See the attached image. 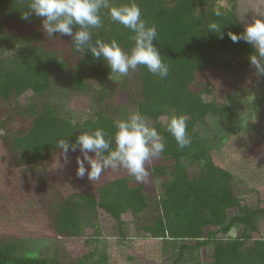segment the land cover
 I'll return each mask as SVG.
<instances>
[{
  "label": "trees",
  "instance_id": "trees-1",
  "mask_svg": "<svg viewBox=\"0 0 264 264\" xmlns=\"http://www.w3.org/2000/svg\"><path fill=\"white\" fill-rule=\"evenodd\" d=\"M236 7L237 0H0V103L8 112L0 119V140L16 164L28 172L44 159L90 146L101 163L131 158L144 167L63 197L50 195L49 183L41 182L34 196L56 234L52 239H79L86 249L62 260L55 253L22 255L25 237H0V264H110L115 254L135 259L138 250L124 247L125 213L140 241H156L154 252L165 256V242L177 243L171 264L208 246L211 259L193 264H264V238L253 235L264 219V200L241 203L231 171L215 162L198 130L209 116L234 117L228 103L202 98L194 87L198 74L220 67L223 56L225 63L239 59L264 69V46ZM10 22L33 28L16 35L6 29ZM37 24H47L49 38L68 41L72 64L49 47ZM118 71L124 72L121 88L130 75L136 82L124 106L111 104L108 88ZM62 77L71 92L90 97L92 107L79 118L46 101ZM26 91L32 97L20 107L16 100ZM14 113L30 119L26 127H16ZM155 178H161L158 191ZM103 215L116 234L103 235Z\"/></svg>",
  "mask_w": 264,
  "mask_h": 264
},
{
  "label": "rangeland",
  "instance_id": "rangeland-1",
  "mask_svg": "<svg viewBox=\"0 0 264 264\" xmlns=\"http://www.w3.org/2000/svg\"><path fill=\"white\" fill-rule=\"evenodd\" d=\"M220 4L226 6V1ZM237 11L245 28L256 44L264 46V0H237ZM33 26L17 22L6 25L7 31L16 35L26 34ZM46 25L35 26L38 33L48 40L49 47L61 51V57L70 59L68 55L69 43L59 34L55 39L47 36ZM228 56H223L220 67L206 69L197 75L195 88L205 100L215 99L218 103H228L234 111L232 120L209 116L206 124L200 125L198 130L200 136L207 139L208 144L214 150L215 162L228 168L234 177L235 192L241 198V203L261 205L264 200V69L260 63H252L248 67L242 65L241 60L233 59L228 63ZM228 65V66H227ZM124 72H116L109 79V89L113 91L111 104L127 105L129 92L135 88L133 76L130 75L127 88L118 86ZM57 79L51 88L47 102L56 105V109L62 114L68 113L73 118L87 113L92 107L90 97L86 94H78L70 91L67 80ZM108 83V82H107ZM32 97L31 91L21 94L16 102L20 107L29 103ZM40 98L35 97L39 102ZM13 113V111H12ZM8 112L0 103V119ZM17 128H24L29 118L21 117L14 113ZM165 121V117L161 118ZM9 127H13L12 123ZM154 140L151 141V144ZM144 168L142 161L127 158L122 161L101 163L90 146H84L79 150L74 149L68 153H59L52 158L44 159L42 162L25 172L16 164L15 159L8 153L0 140V237L20 238L24 248L20 251L22 255L47 256L52 253L59 254V259L65 256H75L82 250V241L73 238H56L53 227L41 209V203L34 196L36 187L45 181L49 183V194L59 193L62 197L73 192H89L110 179L120 177L134 170ZM195 167L191 166L189 172L194 174ZM48 177L49 180H46ZM161 178H155V186L159 190ZM151 193V194H150ZM148 201L154 202V192H150ZM101 212V211H100ZM232 213V211H229ZM104 236L116 234L115 223L104 215L99 218ZM125 222L127 251L137 253L135 259L126 261L124 256L113 255L110 264H147L161 261V264H171L177 253V243L165 242L168 248L166 255H161L153 250L156 241L138 239V230L130 213L122 215ZM259 233H253L254 237L264 238V219H259ZM238 233L240 228L235 229ZM91 229H86L88 234ZM40 237L46 240H32ZM50 238V239H49ZM138 240V241H137ZM137 241V243L132 242ZM84 247V246H83ZM85 248V247H84ZM86 249V248H85ZM152 257L153 261L145 260V253ZM211 259V248L203 247L198 251L185 254L181 264H193L196 260L207 261ZM149 261V262H147Z\"/></svg>",
  "mask_w": 264,
  "mask_h": 264
}]
</instances>
